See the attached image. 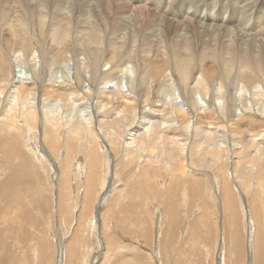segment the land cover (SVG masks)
Masks as SVG:
<instances>
[{
    "label": "bare ground",
    "instance_id": "obj_1",
    "mask_svg": "<svg viewBox=\"0 0 264 264\" xmlns=\"http://www.w3.org/2000/svg\"><path fill=\"white\" fill-rule=\"evenodd\" d=\"M90 1L0 0V43L6 46L8 42L10 52L13 49L15 52L17 50L13 56L14 61L13 57L9 61L5 53L7 48L0 47V162L6 164L7 168L5 177L0 176L2 178L0 179V227L1 224L6 223L13 231H11L13 236L9 237L23 240L28 227L27 218L30 221L37 219L31 217V220L29 215L32 212L37 214L44 212L46 216L47 212L52 214L54 204L51 202L54 200L49 199V191L59 205V203H70L71 200L73 202V199L75 201L76 196L73 198L70 193L72 184H75V188L84 185L85 203L86 198H89L90 193L92 194L93 186L99 185L102 187L101 192L103 189L106 191L107 188L103 197L97 194L98 198L101 196V199H106L101 204L100 201L98 203L100 212L106 208L107 213L102 212V218L96 216L93 221H89L93 222L95 229L91 227V231L93 228L92 235L97 241L95 246L94 243H90L93 248L89 243L85 245V250H89L88 254L82 256V261L84 259V264H97L95 261L99 262L100 259L102 261L99 264H148L147 255L133 253L136 251L133 245H140L139 242H137L139 244L126 245L123 243L125 242L123 238L119 240L114 233L108 231L110 230L107 225L109 212H119L118 215H125L130 210L134 214L138 211L149 213L150 218L153 217L151 220L147 218L150 221L149 226L152 229L151 222L155 221L157 226L160 224L159 228L161 227L165 234L164 247H168L173 243L177 233L173 234L174 227L171 226L173 225L170 224L171 217L168 216L171 213L169 211L174 209L170 208V204L176 203L177 210L174 211L180 214L181 207L183 208L184 205L188 207L186 202L183 204L179 201L182 206L178 204L175 196L180 198L183 196L182 199L189 196L191 200L197 201L203 193L202 190L205 192L213 188L212 190L221 194L218 203L215 201L217 205L215 214H222L224 218H228V215L229 218L232 216L234 222L237 215L245 218V231L248 235L247 263L264 264V237H262L264 225L260 224L264 222V85L261 82L257 84V81L264 83V42L257 44V41L251 43L247 40L257 35H264V0H109L108 3L95 5H91ZM115 1H119L118 6H114ZM66 10L69 12L77 10L78 18L85 19L89 30L88 36L74 34L72 24L74 16L68 17ZM47 27L50 28L48 37L44 36V32L48 31ZM251 33L252 35H249ZM39 34L42 37H38ZM89 36L91 40L89 47L86 45L81 47ZM122 38L129 42L119 46L121 52L110 51L106 58L100 55L101 51L104 52L103 42L105 45L109 42L108 45L116 47L115 40ZM257 38L262 39L261 36ZM134 43L140 46L132 47ZM147 46L149 47L146 49ZM36 49L42 56L49 55V67L61 65L65 73V76L59 77L62 80L57 81L49 72L48 76L51 77L48 78L46 69L37 65L31 70L26 68L23 70L22 65L19 66L27 58L35 60L38 55H34L37 53L33 54V51ZM70 50L82 52L80 55H83V58L81 57L79 63L72 64L74 57L69 56ZM132 53L136 56H132ZM143 53H145L143 68H141L142 64L141 67L135 66L134 63L138 62ZM151 53L154 57L149 60L146 57ZM137 56L140 57L137 59ZM104 58L107 65H111V70L101 72V74L104 72L103 79L121 77L125 83H129L127 90L121 86L122 84L116 85L113 89L98 84L99 81H96L95 76L100 74L99 66ZM125 60L133 61L134 63L128 66L131 65L130 67L135 70L124 71L121 66ZM9 64L11 66L17 64L16 69H13L15 71L13 77H9V74H12L7 69ZM196 68L200 69V73L198 72L199 77L193 82L190 78ZM145 69L153 72L151 80L144 76L134 77L133 72L139 73V70ZM157 73H162L163 88L171 90L173 95L155 103H151L150 97L145 95H139L140 100L135 99L136 91L140 90L141 83L146 81L143 78H148L147 81H150L145 84L148 91H153L157 84H161L160 76H154ZM175 74L180 76V80ZM89 78L92 86L84 87L83 81ZM211 81L216 82V87L207 85ZM188 86H190L189 90H187ZM228 86L235 88L234 94L231 92L233 96L230 99ZM249 89L255 91H252L253 95ZM196 90L200 95H204L207 101L214 99L212 103L209 102L211 105L205 106L203 110L201 108L200 112L194 100ZM145 92L142 91V94ZM254 93L257 96H254ZM179 97L181 100H178ZM83 99L94 103L96 111L76 119L67 116L69 114L64 115L63 112L61 114L58 110L59 113L51 115L49 107L44 104L53 101L63 103L62 106H71L74 112L78 108V102ZM117 99L128 101L125 100L126 103L120 108L121 110L115 108L119 116L131 121L139 116L142 118L138 127L131 126L132 129L125 130L127 132L125 136L123 133H118L119 129H122L119 118L103 114L107 101H118L120 104V100ZM215 100L217 103L214 102ZM234 102L240 107L237 112ZM148 116L150 117L147 118ZM206 123L210 126L215 125V129L212 130L210 127L205 136L199 138V134L204 131L202 126ZM100 130L105 132L98 133ZM245 135L248 136L247 139ZM217 138L225 142H219ZM236 139H243L245 146L247 142L250 146L247 153L245 146L235 142ZM231 144L233 146H229ZM80 153H84L86 158L81 160ZM233 155L239 159L235 160ZM5 156L14 157L16 161L12 162L4 158ZM6 159L9 160L8 164ZM102 169L106 170L104 172L106 176L103 178ZM253 171L256 172L255 177ZM73 173L75 177L72 176ZM251 177L254 179H249ZM107 178L110 179L109 185ZM184 183H187V186ZM63 189H68L70 192H65ZM182 189L186 190L184 191L186 194L182 193ZM101 192L99 194H102ZM112 195L114 196L110 198ZM149 197L157 198L156 204L162 198L166 199V207L165 205L163 209L159 207L161 212L158 214L151 213L147 209L148 205L147 208L144 207L147 203L145 200ZM28 200L32 202L29 203ZM107 200H110L109 205L106 204ZM104 204L106 205L103 206ZM177 205L181 206L180 209ZM206 205L200 204L197 208L195 204L198 211L204 212L203 215L195 212L192 218V222L197 227H212L209 214L203 208ZM153 206L152 209L156 207ZM45 207H48L46 212ZM236 208L241 211V216ZM71 213L67 216L63 214L65 217H62V220L72 223ZM90 214L89 219L93 218L91 217L93 214ZM172 214L176 216V213ZM138 216L140 218L137 219L141 222L143 219L141 215ZM75 219L77 222L75 231L68 240L66 249L61 248L63 258L56 259L54 256L56 264H62V260L64 264H76V260L81 256L83 247L79 249L77 241L84 233L86 216L81 213ZM132 219L134 220V217ZM117 222H120V219ZM166 222L167 230L164 228ZM97 226H100L99 229ZM217 227L219 229L218 224ZM100 229L101 238L98 236ZM223 231L220 233L216 231L218 236L216 235L217 250L215 251L219 264L226 262L225 255H227L220 250V246L218 248L219 243L222 244L225 240ZM235 231L236 229L234 230L236 238L231 241L237 258L236 260L232 258V264H243V241L241 235ZM191 232H189L191 240L188 238L185 243L187 246L192 245V251L195 250L194 240L202 237L206 241L205 237L211 234V231L200 233L195 229ZM158 233L159 231L153 236L158 237L161 232ZM163 233L161 237L164 236ZM4 239H7L6 236H2L0 232V253L7 254L10 246L5 244L8 247L2 248ZM236 240L237 244L234 243ZM185 243L177 248L174 262L179 261L184 264ZM50 244L51 242L46 240L43 243L45 249L49 248ZM154 247L155 254L158 250L160 253L164 248H159L158 242ZM7 263L5 256L0 258V264Z\"/></svg>",
    "mask_w": 264,
    "mask_h": 264
},
{
    "label": "rangeland",
    "instance_id": "obj_2",
    "mask_svg": "<svg viewBox=\"0 0 264 264\" xmlns=\"http://www.w3.org/2000/svg\"><path fill=\"white\" fill-rule=\"evenodd\" d=\"M108 1L109 0H91L90 1V3H91V5H95L96 3H99V4H105V3H108ZM259 1H261V0H259ZM70 3H72V1L70 2ZM119 5V1H115V3H114V6H118ZM103 6V5H102ZM66 15L68 16V17H70V16H74L73 18H74V20H72V24H73V29H74V34L76 35V36H88V34H89V30H88V27H87V22L85 21V19L82 17V18H78V11L77 10H74V11H72V12H69L68 10H66ZM113 17V15L111 14V18ZM48 26H51V24H48ZM47 32H44V36H47L48 37V35L49 34H47L49 31H50V28H48L47 27ZM243 32H245V31H243ZM242 32V33H243ZM41 34H39V36L38 37H42V35L40 36ZM249 35H252V33L251 34H249ZM262 37V39H260V38H257V37ZM33 37V36H32ZM36 41H38V39L36 38V37H33ZM256 38V39H255ZM253 39V40H252ZM56 40V39H55ZM247 40H249L248 42H256L257 44H260V42H264L263 40H264V35L262 36V35H257V36H255V37H252V38H248ZM260 40V41H259ZM91 40H90V36L89 37H87V40H86V42L84 43V44H82L81 45V47H83L84 45H86L87 47H89V42H90ZM115 41H117L116 43H117V46L115 47V45L113 46V47H111L110 45H108V44H110L109 42H107V45H105V42H103V48H104V52L103 51H101V54L100 55H103L105 58L108 56V54H109V52L110 51H114V52H116V53H119V52H121L120 50H121V48H119V46L120 45H125V44H127L129 41H125L123 38L122 39H117V40H115ZM7 44H6V46H3V45H1L2 44V42L0 43V47H4V49H6V56L9 58V61H10V58H12L13 56H15V53L17 52V50H16V52H15V50L13 49V51L11 50V52L8 50L9 49V43L8 42H6ZM138 43V42H137ZM194 43V42H193ZM193 43H192V46H193ZM200 45V44H199ZM136 46H140L139 44H136V43H134L133 44V46L132 47H136ZM149 46H147L146 47V49L148 48ZM14 52V53H13ZM34 52L35 53H37V54H34ZM10 53L12 54V55H10ZM82 52L80 51V50H70V52L68 53L69 54V56H71V58H72V56L74 57V58H72V64H77V63H79V61H81L82 60V58H83V55H80ZM33 54L34 55H38L37 57H36V59L35 60H32V58H27V60L26 61H23V62H21V64H19V66H21L22 68H23V70H25V68H26V70H31L33 67H34V65H37V67L39 66V68H44V69H46L45 70V72H46V76L48 77V78H50L52 75H53V78H55L57 81H60V80H62V78H59V77H63V76H65V73H64V71H62L63 69H62V67H61V65L59 64V66L58 65H55L54 67H49V55L47 54V55H44V56H42V55H40L39 54V52H38V50L36 49L35 51H33ZM145 53H143L142 55H140V56H137V59H138V62L136 63H134L133 61H128V60H125V63L123 62V64H122V69L125 71V70H131V69H134L135 70V68H132V67H130L131 65H129L128 66V64H130V63H134V65L135 66H138L139 65V67H141V64H142V67L141 68H143V63H142V61H143V58H144V55ZM45 56H46V58H45ZM47 56H48V58H47ZM132 56H136L134 53H132ZM82 57V58H81ZM154 57V54L153 53H151L150 55H148L146 58L147 59H152ZM44 58V59H43ZM102 59V61H101V63H100V74L99 75H97V76H95V78H96V81L98 82V84H100V85H104V86H107V88H110V89H113V87H115L116 85H121L125 90H127V87H128V85H129V83H125L124 81H123V79L121 78V77H119V78H116L117 76H113L112 78H110L111 79V81H110V79H103L104 77H103V74H104V72L105 71H109V70H111L110 69V66L111 65H107V61H106V59ZM12 60L14 61V57L12 58ZM29 60H31V61H29ZM39 60V61H38ZM141 60V61H140ZM12 61V62H13ZM34 61H36V62H34ZM129 63H128V62ZM127 62V63H126ZM24 63V64H23ZM26 63V64H25ZM41 63V64H40ZM48 64V65H47ZM30 65V66H29ZM9 66H11L10 64H9ZM8 66V71H9V73H12V74H9V77H13V73L15 72L14 70L16 69V66H17V64L16 65H12L14 68H12V66L11 67H9ZM43 66V67H42ZM128 66V67H127ZM58 67H60V68H58ZM101 67H102V69H101ZM10 68H12L11 70H10ZM130 68V69H129ZM14 69V70H13ZM48 69V70H47ZM49 69H50V71H49ZM55 70V71H54ZM61 70V71H60ZM11 71V72H10ZM102 71H104L103 72V74H101V72ZM196 71V72H195ZM51 74V76L49 77L48 75H50L49 73ZM54 72H56V73H54ZM169 71H167V73H168ZM200 73V69L199 68H196V70H194L193 71V73H192V77L190 78V80H195V79H197V77H199V73ZM58 73V74H57ZM55 74V75H54ZM152 74H153V72L152 71H148L147 69H145V70H139V73H136V72H133V75H134V77L136 78H141V77H148L149 78V80H151L152 78H151V76H152ZM12 75V76H11ZM63 75V76H62ZM197 75V76H196ZM154 76H160V83L161 84H157V86H156V88L153 90V91H148V89H147V85H145V84H147V83H149L150 81H147L148 80V78H143L144 80H146L145 81V83L144 82H142L141 84H142V86H141V88H140V90H137L136 91V93H135V96H134V98L135 99H137V100H140L139 99V95H145V97H150V99H151V103H155V102H161V101H163L164 99H167V98H169L170 96H172L173 95V93H172V91L171 90H165L164 88H163V80H164V76L162 75V73H157V74H154ZM175 76H176V78L178 79V80H180V76L178 75V74H175ZM44 78H46V77H44ZM43 78V79H44ZM58 78V79H57ZM120 78H121V80H120ZM193 78V79H192ZM116 80V81H115ZM90 81V82H89ZM196 81V80H195ZM195 81H193V82H195ZM110 82V83H109ZM116 82H117V84H116ZM123 82V83H122ZM189 82H191V81H189ZM258 83L257 84H260V82H261V84L262 85H264V83L262 82V81H257ZM86 83H89V85L88 84H86ZM92 81H91V79L89 78V79H87V80H85V81H83V85H84V87H90V86H92ZM144 83V84H143ZM188 83V82H187ZM186 83V84H187ZM192 83V82H191ZM126 84V85H125ZM207 85H210V87L211 86H215L216 87V82H214V81H211L210 82V84L209 83H207ZM201 86H203V84L201 83ZM144 87V88H143ZM95 88V87H94ZM93 88V89H94ZM190 89V86H188L187 87V90H189ZM228 89H229V96H228V98L230 99V97L232 98V94H231V92L234 94V86L233 87H229L228 86ZM232 89H233V91H232ZM246 89V88H245ZM86 90V89H85ZM157 90V91H156ZM250 91H251V94L253 95V92H255L253 89H249ZM141 91V92H140ZM142 91H146L145 93H143L142 94ZM253 91V92H252ZM153 92H154V95H153ZM156 92V93H155ZM251 96V95H250ZM254 96H257L255 93H254ZM180 99H178V100H181V97H179ZM198 101H197V100ZM80 100H82V99H80ZM117 100H120V99H117ZM123 100V101H122ZM126 99H121L120 100V104H119V102L118 101H116V102H112V101H107V104H106V106L103 108L104 110H103V114L104 115H106V116H112V117H118L119 119V122L122 124V129L120 130L119 129V131H118V133H123V136H125L124 134L125 133H127L126 131L127 130H129V128L130 129H132L133 127H138L139 126V123H140V121L142 120V118L139 116L136 120H133V121H131V120H127V119H125L124 118V116H119L120 114L118 113V112H116V109L115 108H122V106L126 103V101H125ZM194 100H195V103H197V107L199 108L198 109V111L200 110V111H202L204 108H206L207 106H209V105H211L210 103H212L213 102V100L211 99H209V101H207L208 99H206L205 97H204V95H200V92L198 93V90H196V96H194ZM202 100V101H201ZM46 101V100H45ZM206 101V102H205ZM211 101V102H210ZM88 102V103H87ZM91 101H88L87 99H83V101H79L78 103H79V105H78V108L74 111V112H72V107L70 106V107H65V106H62V104L61 103H56L55 101H53V102H51V103H44L45 104V106H48L49 108H48V110H50V114L52 115V113L54 114V115H56V113H59L58 111H60L61 112V114H62V112H63V114L65 115H67V114H69V115H67V116H71V117H73L74 119H76L77 117L79 118V116L80 117H82L84 114H86V113H89V112H92L93 113V111L95 112L96 110H95V107H94V103H90ZM109 102V103H108ZM128 102V101H127ZM210 102V103H209ZM214 102H216L217 103V100H215ZM233 102V101H232ZM87 103V104H86ZM90 103V104H89ZM117 103V104H116ZM201 103H202V105H201ZM204 103H205V105H204ZM61 104V105H60ZM115 104H116V106H115ZM122 104V105H121ZM207 104V105H206ZM233 104H235V108H236V112H237V110L240 108L239 106H238V104H236L235 102L233 103ZM57 105V106H56ZM87 105V106H86ZM108 105H109V108H108ZM118 105H119V107H118ZM201 107H200V106ZM218 105V104H217ZM59 106V107H58ZM206 106V107H205ZM238 106V107H237ZM58 107V108H57ZM57 108V109H56ZM86 108V109H85ZM201 108H202V110H201ZM59 109H61V110H59ZM58 110V111H57ZM121 110V109H120ZM97 111H99L98 109H97ZM199 111V112H200ZM100 112V111H99ZM111 112V113H110ZM116 112V113H115ZM235 112V113H236ZM258 113V112H257ZM99 114H101V112L99 113ZM116 114V115H115ZM150 116H148L147 118H149ZM124 119H125V121H124ZM221 121H223V120H221ZM124 122V123H123ZM138 122V123H137ZM133 123V124H132ZM223 123H225V121H223ZM136 124V125H135ZM124 125H125V127H124ZM208 125V126H207ZM128 126V127H127ZM131 126H133L132 128H131ZM204 126L206 127V128H204ZM212 128V130H214L215 129V125H212V126H210L209 124H203V126H202V130H204V131H202V133L204 134H202L201 133V135L199 134V138L200 137H203V136H205V133H206V131L209 129V128ZM124 128V129H123ZM126 130V131H125ZM100 132H105L104 130H100L98 133H100ZM196 134V133H195ZM220 134V133H219ZM226 135V134H225ZM224 135V136H225ZM230 138H232V136H229ZM261 137V136H260ZM259 137V138H260ZM248 138V136H246L245 135V139H247ZM261 138H263V136L261 137ZM243 140V139H242ZM242 140H239V139H236L235 140V142H238V143H240V145H243V146H245V142H243ZM217 141H219V142H222V140L220 141V138L218 139L217 138ZM223 142H225V141H223ZM222 142V143H223ZM243 142V143H242ZM240 145L238 146V147H240ZM229 146H233L232 144L231 145H229ZM250 148V146H248V144H247V142H246V146H245V153H247L248 151H249V148ZM242 148V147H241ZM247 148H248V150H247ZM159 152V151H158ZM83 156V157H82ZM85 156V154L84 153H80V159L82 160L83 158L85 159L86 157H84ZM235 158V160H237V159H239L238 157H236L235 155H233ZM4 158H8V159H10L12 162H15L16 161V158H14V157H9V156H5ZM232 160H233V158H232ZM241 160V159H240ZM6 161V163L8 164V161H7V159L5 160ZM195 165V164H194ZM195 166H197V165H195ZM103 167V166H102ZM2 169V170H1ZM7 168H6V164L4 165V164H2V162H0V176H4L5 177V174H7V171H5ZM2 171V172H1ZM3 171H4V174H3ZM106 170H103L102 169V175H101V177L103 178L104 176H106V173L104 174V172H105ZM253 174H255L253 177H255L256 176V172L255 171H253L252 172ZM173 174L174 173H172V176H173ZM82 175V174H81ZM72 176H74V173L72 174ZM110 176V175H109ZM109 176H108V178H109ZM75 177V176H74ZM253 177H251V178H249V179H252ZM107 178V179H108ZM0 179L2 180V178L0 177ZM254 179V178H253ZM130 180V179H129ZM128 180V181H129ZM110 181V179H108L107 180V182H108V185H109V182ZM253 181H255V180H253ZM52 182V181H51ZM125 182V181H124ZM53 183V182H52ZM52 183H51V186H52ZM91 185H94L95 183H90ZM184 184H186L185 186H187V183H184ZM53 187V186H52ZM97 187V188H96ZM100 187V188H99ZM71 188H72V190H71V192L68 190V189H63L65 192H70L71 193V195H73L72 197L74 198V196H76V198H75V201H74V199H73V202H72V200H71V202L70 203H59V205H58V201H55V199L53 198V195L51 194L52 192L51 191H49V199L51 200V199H53L54 201H52L51 202V204H54V205H52V214H50V213H48L47 212V216L46 215H44V212H40V214H37V213H31L30 215H29V217L31 218H36L37 217V219L35 220V221H30V220H28V218H27V221H28V227H26V233H25V235H24V239L23 240H20L19 238H16V237H13L12 239H14V241L10 238V237H12L13 236V234H12V228L11 227H9V225H7L6 223H4V222H2V223H4V224H1V227H0V232L2 233V236L4 235V236H6V240H7V242H6V240L4 239V241H3V245H2V248H5L8 244H9V246H10V249H9V251H8V253L7 254H9V255H7V254H5V253H0V258H3L4 256H5V258L8 260V263L7 264H56V262H54V259H55V257H56V259H57V257H61V258H63V253H61V248L63 247V250H65L66 249V247H67V244H68V240L70 239V237L72 236V234H73V232L75 231V226H76V223L77 222H75L76 221V216L78 217V215H80L81 213H84L85 214V216H86V221H85V223H87V224H85V228H84V233L82 234V235H80V237H79V241H77V243H79V249H80V247H83V249H82V252H81V256H80V258L79 259H77L76 260V264H84V259H83V261H82V256L83 255H85V254H88V250L89 249H87V250H85V245H87L88 243H89V246H90V243H94L93 245L95 246V244H96V241H97V239H96V237L94 238V236L92 235L93 234V232H94V230H93V228H94V226L92 225V223L93 222H89V221H93L94 220V218L96 217V216H100L101 217V215L104 213H107V212H105L106 211V208H104L103 206H105L106 204H108L109 205V203H110V200H107V202H106V204H104L102 207L104 208L103 210H101L102 212H100V210H99V208H100V204H101V202L102 201H105L106 199H101V196L103 197L104 196V193H106V191H107V188H106V191L103 189V192H101L102 191V187L101 186H99V185H94L93 186V191H92V194L90 193V196H89V198H86V202L84 203V196H85V192H84V185H82L81 187L80 186H76V188H75V184L73 185H71ZM81 188V189H80ZM99 188V189H98ZM80 189V190H79ZM99 191H98V190ZM206 189V188H205ZM213 188H210V189H207V190H205V192H204V190H202L203 191V193H201L200 194V197H198L197 198V201L196 200H194V199H190L189 198V196H188V194H187V198L186 199H182L183 198V196H181L182 198H180V197H177V196H175L177 199H175L176 201H177V203L178 204H180L181 206L184 204V202H186V204H188V207L186 208L185 207V205H184V209L181 207V206H179V205H177V207H178V209H180V207H181V209H180V212H181V214L178 212V211H174V209L175 210H177V208H176V206H175V204L176 203H171L170 204V208H174V209H171L172 211H169V212H171V213H169V217H171V223L170 224H173V225H171V226H173L174 228H173V234L175 233V232H177V233H175V236H174V241H173V243L172 244H170L171 246H169L168 245V247L167 246H165L164 247V245H165V241H164V238H165V234L163 233V230L161 229V227L159 228V226H160V224L157 226V224H156V221L155 222H151L152 224H153V226H152V229H151V227L149 226V220L147 219V218H150L151 217V215L149 214V213H147V212H141V211H138V212H135L136 214H134L131 210V212L130 211H128L125 215H118V213L117 212H109L110 214H109V220H108V229H110V230H108L109 232L111 231L112 233H114V235L116 236V238L117 239H119V240H121V238H123L124 240H125V242H123L124 244H126V245H132V244H139L140 243V245H133L134 247H136V251H134L133 253H143V254H145V255H147L148 256V264H181L182 262H174V259H175V252H177V248L182 244V243H185L186 242V240L188 239V240H191L190 239V236H191V231H192V229H195V230H197V231H199L200 233L202 232V233H204V232H208V231H211V234H209V235H207L205 238H206V241L204 240V238H202V237H198L199 239H197V240H194V244H195V250L194 251H192L191 250V246L188 244V246H187V244L185 243V245H183V248H186V249H184V253H183V263L185 264V262H186V264H219L218 263V258H217V251H215V250H217L216 249V247H217V241H216V239H217V236H218V231H219V233H220V231H223V233H224V237H225V240H224V244L222 243V244H220L219 243V245H218V248H220L221 247V251L222 252H225L227 255H225L226 256V262H224V264H232L233 263V260H236V258H237V253H236V256H235V253H234V249H232L233 247H234V244H233V246H232V241H231V239L233 240V238H236L235 237V235H234V230L236 229V231H235V233H237V234H240L241 236H240V238H241V241H243V243H242V247H243V255L242 256H244L245 257V259H244V257H242V260H244V261H242V263L244 264H248L247 262H248V256H247V252H248V250H247V239L246 238H248V235H247V232L245 231V218H241V217H238V215L236 216V220H235V222H234V219H233V217L232 216H230V218H229V215H228V218H224L225 216L223 215L222 216V214H220V215H218V213L217 214H215V207L217 206L216 205V202L215 201H217V203H218V201H219V199L221 198V194H218L217 192H216V190H212ZM215 189V188H214ZM208 190H210L209 192H208ZM182 191V193L184 192V191H186V190H181ZM79 192V194H77ZM102 193V194H99V193ZM81 193V194H80ZM205 193V194H204ZM207 193V194H206ZM95 194V195H94ZM97 194L98 195H101L100 196V198H98V196H97ZM180 194H181V192H180ZM179 194V195H180ZM184 194H186V192H184ZM93 195V196H92ZM206 195V196H205ZM83 196V197H82ZM97 196V197H96ZM114 195H112V196H110V198L111 197H113ZM191 196V195H190ZM203 196V197H202ZM220 196V197H219ZM79 197H80V199H79ZM206 197V198H205ZM82 198V199H81ZM93 198V199H92ZM97 198H98V200H97ZM179 198V199H178ZM189 198V199H188ZM200 198V199H199ZM202 198H203V200H202ZM205 198V199H204ZM76 199H77V201H76ZM88 199V200H87ZM161 199V198H160ZM181 199V200H180ZM30 200V199H29ZM28 200V202L30 203V202H32V201H29ZM151 201L150 203H149V201ZM148 200H145V205H144V207L145 208H147L148 206V211H150L151 213H153V214H158V212H161V209H163L164 208V206L163 205H165V207H166V204H165V202H166V199H164L163 200V198H162V200H159V201H161V202H157V204L159 205H157L156 204V200H157V198H155V199H150V197L148 198ZM153 200V201H152ZM174 200V201H175ZM189 200V201H188ZM194 200V201H193ZM99 201H100V204H98L99 203ZM175 201V202H176ZM179 201H182V203H180ZM200 201V202H199ZM77 204H76V203ZM109 202V203H108ZM187 202H189V203H187ZM190 202H195V203H190ZM199 202V203H198ZM83 203V204H82ZM95 203V204H94ZM154 203V204H153ZM154 206H156V207H158V209H156V207H154ZM194 204V205H193ZM195 204H196V206H197V208L199 207V205L200 204H207L206 205V207L205 206H203V208H204V211H206L207 210V214H209V218L211 219L210 221H211V223H212V227H202L201 228V226L200 227H197V225L196 224H194L193 222H192V218H193V216H194V214H196L197 212L199 213V214H201V215H203L204 214V212H201L200 210V212L198 211V209L196 208V206H195ZM58 205V206H57ZM78 205V206H77ZM107 205V206H108ZM148 205V206H147ZM172 205V206H171ZM213 205V206H212ZM48 206V205H47ZM54 206V207H53ZM77 206V207H76ZM147 206V207H146ZM152 206L154 207L153 209H152ZM175 206V207H174ZM189 206H191V207H189ZM193 206V207H192ZM28 207V206H27ZM161 209H160V208ZM210 208V210H209V208ZM211 207H213V208H211ZM246 207V206H245ZM47 208L48 207H45V209H44V211L46 212L47 211ZM187 210H186V209ZM151 209V210H150ZM154 209H156V210H154ZM190 209V210H189ZM237 209V208H236ZM240 209H242V207L240 208ZM127 210V209H126ZM186 210V211H185ZM195 210V211H194ZM209 210V211H208ZM238 210V212H239V216H241V211H239V209H237ZM96 211H99V212H97L96 213ZM153 211V212H152ZM154 211H155V213H154ZM183 211H185V212H183ZM72 212V213H71ZM194 212V213H193ZM196 212V213H195ZM212 212V213H211ZM68 213H71V216H72V218H70L71 220H72V223H66V222H68V221H64V220H62V217H65V216H63V214H66V216H67V214ZM90 213H92L93 215L91 216V217H93V218H91V219H89L90 218V216L89 215H91ZM98 213H101L100 215L98 214ZM113 213V214H112ZM117 213V214H116ZM131 213V214H130ZM146 213V214H145ZM172 213H176V216H175V214L173 215ZM179 213V214H178ZM188 213V214H187ZM191 215H190V214ZM114 214H116V216L114 215ZM172 214V216H170ZM178 214V215H177ZM193 214V215H192ZM32 215V216H31ZM40 215H42L41 217H40ZM108 215V214H107ZM113 216V218H112V216ZM131 215H132V217H131ZM138 215H141V219H143V220H141V222H143V223H141L137 218L139 217L140 218V216H138ZM182 215V217H180ZM186 215L188 216V217H186ZM211 215V216H210ZM212 215H213V217H212ZM73 216H75V217H73ZM119 216V217H118ZM123 218H122V217ZM130 216V217H129ZM135 216H136V219H135ZM146 216V217H145ZM173 216H175V217H173ZM116 217V218H115ZM124 217H125V219H124ZM134 217V220L132 219ZM144 217V218H143ZM178 217V218H177ZM185 217V218H184ZM215 217H216V219H215ZM32 218H31V220H32ZM102 218V217H101ZM100 218V219H101ZM128 218V219H127ZM153 218V217H152ZM152 218H150V220L152 219ZM213 218H214V220H213ZM242 220H241V219ZM118 219V220H117ZM119 219H120V222H117V221H119ZM178 219H182L181 221L180 220H178ZM45 220V221H44ZM73 220H74V222H73ZM177 220V221H176ZM212 220H213V222H212ZM215 220H217L216 222H218V223H216V222H214ZM64 221V222H63ZM100 221V223L102 222V219L101 220H99ZM112 221V222H111ZM122 221V222H121ZM127 221H129V222H127ZM34 222V223H33ZM97 222H98V218H97ZM135 222H137V223H135ZM167 222H168V220H167ZM165 223L164 224V228L166 229H168V227H165V226H168V223ZM173 222V223H172ZM174 222H175V224H177V225H175L174 224ZM234 222V223H233ZM239 222V223H238ZM117 223H119V224H117ZM214 223V224H213ZM216 223V224H215ZM241 223V224H240ZM264 222H262V223H260L261 225H264L263 224ZM31 226H30V225ZM34 224H35V226H34ZM115 224V225H114ZM167 224V225H166ZM217 224H218V226H219V229H217L218 227H217ZM222 224V225H221ZM233 224H234V226H233ZM237 224V225H236ZM3 225V226H2ZM60 225H62V226H60ZM112 225H113V227H112ZM119 225V226H118ZM207 225V224H206ZM231 225V226H230ZM115 226H116V228H115ZM237 226V227H236ZM4 227V228H3ZM32 227V228H31ZM34 227V228H33ZM91 227H93L92 228V231H91ZM100 227V226H99ZM99 227L97 226V228L99 229ZM112 227V228H111ZM177 227V229H175ZM214 227H215V229H214ZM2 228V229H1ZM240 228H241V230H240ZM30 229V230H29ZM32 229V230H31ZM95 229V228H94ZM115 231H114V230ZM117 229H118V232H117ZM156 229V230H155ZM157 229H159V230H157ZM166 229V230H167ZM208 229V230H207ZM214 229V230H213ZM222 229V230H221ZM228 231H226V230ZM234 229V230H233ZM175 230H177V231H175ZM9 231V232H8ZM12 231V232H11ZM102 230L100 229V231H98L99 233L101 232ZM114 231V232H113ZM158 232L159 231V233L161 232V233H163L164 234V236L163 237H161V233L159 234V236L158 237H154L153 235H155L156 234V232ZM216 231H217V233H216ZM239 231L241 232V233H239ZM6 232V233H5ZM86 232V233H85ZM134 232H135V235H134ZM152 232V233H151ZM189 232H191V233H189ZM246 232V233H245ZM99 233H98V236H100V238H101V236H102V232L100 233V235H99ZM117 233V234H116ZM90 234H91V238H90ZM122 235V236H120V235ZM146 234V235H145ZM177 234V235H176ZM184 234V235H183ZM185 234H187V235H185ZM231 234V235H230ZM246 234V235H245ZM31 235V236H30ZM68 235V236H67ZM203 235H205V234H203ZM217 235V236H216ZM10 236V237H9ZM51 237V238H49V237ZM61 236V237H60ZM120 236V237H119ZM188 236V237H187ZM9 237V238H8ZM135 237V238H134ZM148 237V238H147ZM229 237V238H228ZM262 237H264L263 235H262ZM157 238V239H156ZM49 239V240H48ZM50 239H51V241H50ZM66 239V240H65ZM92 240V242H91V240ZM96 239V240H95ZM178 239V240H177ZM212 239H213V241H212ZM246 239V240H245ZM25 240V241H24ZM45 240L46 241H49V243L51 242V244H50V246H49V248H46L45 249V247H44V245H43V243L45 242ZM152 240V241H151ZM157 240V241H156ZM209 240V241H208ZM227 240V241H226ZM19 241H20V244H19ZM136 241V242H135ZM164 241V242H163ZM176 241V242H175ZM229 241V242H228ZM14 242V243H13ZM61 242V243H60ZM131 242V244H129ZM133 242V243H132ZM137 242H139V243H137ZM155 242V243H154ZM156 242H158V244H159V248H163L161 251H160V253H159V250H158V253L157 254H159V255H157V254H155V247H154V244H156ZM163 242V243H162ZM175 242V243H174ZM213 242V243H212ZM77 243H76V245H77ZM154 243V244H153ZM162 243V244H161ZM179 243V244H178ZM231 243V244H230ZM234 243H236L237 244V240L234 242ZM1 244V243H0ZM5 244H7L6 246H5ZM18 244V245H17ZM32 244V245H31ZM143 244H144V246H143ZM37 245V246H36ZM59 245V246H58ZM63 245V246H62ZM229 245H230V247H229ZM1 246V245H0ZM13 246V247H12ZM16 246V247H15ZM142 246H143V248H142ZM162 246V247H161ZM190 246V247H189ZM211 246V247H210ZM220 246V247H219ZM226 248H225V247ZM228 246V247H227ZM8 247V246H7ZM12 247V248H11ZM18 247V248H17ZM91 248H93V246H90ZM104 247V246H103ZM170 247H171V250H172V252H170L171 250H170ZM214 247H215V249H214ZM36 248V249H35ZM172 248H174V250L172 249ZM189 248V249H188ZM224 248V249H223ZM230 248V249H229ZM227 249V250H226ZM229 249V250H228ZM17 250V251H16ZM45 250V251H44ZM47 250V251H46ZM53 251V253H52V251ZM197 250V251H196ZM12 251V252H11ZM42 251H44V252H42ZM84 251V252H83ZM128 252H131L130 250H127ZM154 252V253H152V252ZM174 251V252H173ZM228 251V252H227ZM56 252V253H55ZM85 252H87V253H85ZM194 252V253H193ZM244 252H245V254H244ZM14 253V254H13ZM52 253V254H51ZM152 253V254H151ZM174 253V254H173ZM186 253V254H185ZM224 253V254H225ZM234 254V256H233V254ZM261 253H262V251H261ZM57 254V255H56ZM59 254V255H58ZM94 254H95V252H94ZM164 254V255H163ZM189 254V255H188ZM208 256H207V255ZM263 254H264V252H263ZM19 255V256H18ZM30 255V256H29ZM35 255V256H34ZM187 255V256H186ZM262 255V254H261ZM48 256H51V257H48ZM53 256V257H52ZM55 256V257H54ZM188 256H189V258H188ZM214 256V257H213ZM16 257V258H15ZM185 257V258H184ZM209 257V258H208ZM232 258H233V260H232ZM17 259V260H16ZM22 259V260H21ZM230 259V260H229ZM43 260V261H42ZM51 260V261H50ZM232 260V261H231ZM31 261V262H30ZM46 261V262H45ZM63 261L64 260H62V264H64L63 263ZM102 260L100 259L99 260V262L98 261H95L97 264H99L100 262H101ZM230 261V262H229ZM246 261V262H245ZM48 262H50V263H48ZM171 262V263H170ZM173 262V263H172ZM213 262V263H212Z\"/></svg>",
    "mask_w": 264,
    "mask_h": 264
}]
</instances>
